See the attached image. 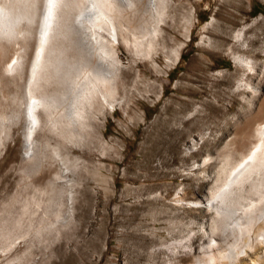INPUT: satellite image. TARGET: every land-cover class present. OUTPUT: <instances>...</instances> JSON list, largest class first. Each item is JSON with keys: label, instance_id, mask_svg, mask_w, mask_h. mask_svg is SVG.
I'll use <instances>...</instances> for the list:
<instances>
[{"label": "rangeland", "instance_id": "obj_1", "mask_svg": "<svg viewBox=\"0 0 264 264\" xmlns=\"http://www.w3.org/2000/svg\"><path fill=\"white\" fill-rule=\"evenodd\" d=\"M174 2V18L154 27L120 8L137 40L129 50L111 37V103L91 99L75 127L56 115V135H37L32 159L24 157L21 67L5 69L15 54L0 38V248L9 249L0 264L202 260L210 213L194 202L209 190L212 163L202 164L226 152L259 93L255 79H264L228 48L248 25L245 49L234 51L264 66V0ZM30 31L17 46L32 41ZM145 32L152 38L137 42ZM26 48L17 50L22 62ZM56 157L66 158L72 182L41 189L37 175Z\"/></svg>", "mask_w": 264, "mask_h": 264}, {"label": "bare ground", "instance_id": "obj_2", "mask_svg": "<svg viewBox=\"0 0 264 264\" xmlns=\"http://www.w3.org/2000/svg\"><path fill=\"white\" fill-rule=\"evenodd\" d=\"M190 1L193 8L198 0ZM177 4L174 0H0V38L13 42L15 54L5 69L19 64L18 77L24 83L25 158H35L37 135H56L51 131L56 115L67 120V127H75L84 116L85 103L91 99L111 103L106 87L110 41L113 38L116 45L122 43L130 50L137 40L134 34L136 38L130 40L132 32L119 19L120 8L130 16L147 15L154 27L173 19ZM247 29L248 25L238 29L228 53L236 65L261 73L260 62L234 51L245 49ZM29 30L32 41L17 46V39ZM151 35L145 32L137 42ZM185 35L176 58L188 40ZM24 45L29 56L22 62L17 50ZM255 82L259 93L252 94L245 120L225 144L226 152L205 158L202 164L212 163L210 186L194 204L210 213V220L203 227L208 239L198 251L202 260L197 264H264V79ZM69 170L66 158L59 157L37 175V182L41 189L64 187L72 182ZM7 252L0 248L2 255Z\"/></svg>", "mask_w": 264, "mask_h": 264}, {"label": "trees", "instance_id": "obj_3", "mask_svg": "<svg viewBox=\"0 0 264 264\" xmlns=\"http://www.w3.org/2000/svg\"><path fill=\"white\" fill-rule=\"evenodd\" d=\"M201 17V16H200ZM202 18V17H201Z\"/></svg>", "mask_w": 264, "mask_h": 264}]
</instances>
